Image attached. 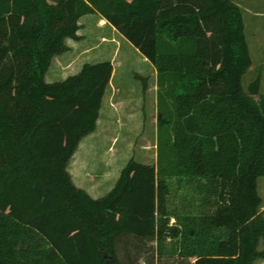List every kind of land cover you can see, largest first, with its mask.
Segmentation results:
<instances>
[{"label":"trees","instance_id":"1","mask_svg":"<svg viewBox=\"0 0 264 264\" xmlns=\"http://www.w3.org/2000/svg\"><path fill=\"white\" fill-rule=\"evenodd\" d=\"M87 15L156 72V163L129 159L100 199L67 167L113 67L45 81ZM251 66L232 0H0V264H132L147 242L155 264L264 261V95L260 76L243 88Z\"/></svg>","mask_w":264,"mask_h":264},{"label":"rangeland","instance_id":"2","mask_svg":"<svg viewBox=\"0 0 264 264\" xmlns=\"http://www.w3.org/2000/svg\"><path fill=\"white\" fill-rule=\"evenodd\" d=\"M232 1L242 10L244 34L252 61L251 68L243 76V88L246 90L260 76V94L264 95V0ZM79 25V39L66 41L69 51L54 59L48 70V79H45L46 82L61 81L75 74L85 63L108 61L113 67L97 128L93 135L82 140L85 150L80 155L84 164L79 172L109 178L131 158L154 165L158 119L154 68L98 16L81 19ZM75 167L78 172L79 166L75 164ZM257 190L264 202V177L258 179ZM181 191L184 190L172 183L170 206L179 204ZM173 223L171 220L170 224ZM142 245V249L130 251L129 261L132 264H155L152 259L154 243ZM263 246H260L261 250Z\"/></svg>","mask_w":264,"mask_h":264},{"label":"crops","instance_id":"3","mask_svg":"<svg viewBox=\"0 0 264 264\" xmlns=\"http://www.w3.org/2000/svg\"><path fill=\"white\" fill-rule=\"evenodd\" d=\"M237 4V3H235ZM238 5V4H237ZM239 6V5H238ZM240 7V6H239ZM89 16H92V15H87V16H84L82 17L81 19H84L86 17H89ZM95 16H98V15H95ZM99 17V16H98ZM102 22L104 21L105 25L109 26L112 30H114L116 33H118L113 27H111L110 25H108L106 23L105 20H103L101 17H99ZM80 19V20H81ZM79 20V21H80ZM80 26V25H79ZM119 34V33H118ZM120 35V34H119ZM77 36H78V32H77ZM121 36V35H120ZM122 37V36H121ZM123 38V37H122ZM124 39V38H123ZM70 40V39H68ZM125 40V39H124ZM67 41V40H66ZM65 41V43H66ZM73 41V40H72ZM126 41V40H125ZM67 45V44H66ZM68 48H70L68 45H67ZM69 51V50H68ZM67 53V52H66ZM66 53L62 54V55H65ZM62 55L60 56H56L52 59V62H54V59L55 58H59L61 57ZM51 62V64H52ZM98 63V62H97ZM90 64H94V63H90ZM84 65V64H83ZM82 65V66H83ZM81 66V67H82ZM81 69V68H80ZM80 69L75 73L77 74ZM74 75V74H72ZM48 71L45 75V79H48ZM71 76V75H69ZM68 77V76H67ZM65 79V78H64ZM63 79V80H64ZM62 81V80H61ZM53 82H59V81H53ZM53 82H47V83H53ZM104 100V99H103ZM101 111V110H100ZM99 115H100V112H99ZM99 119V118H98ZM97 123H98V120H97ZM94 133L86 136L85 138L93 135ZM84 140V138L82 139ZM82 140L80 141L75 153L73 154L70 162H69V165L67 167V171L68 173L70 174L71 176V179H72V182L73 184L83 190L84 192H86L88 194V196H90L92 199H100L104 196H106L111 190L112 188L114 187L118 177H119V174H120V171L122 170V168L126 165H124L122 168L118 169L117 172L115 173V175L111 176V177H107V176H102V177H92V176H88V173L87 174H81L79 171L82 170V167H81V164H84L82 163L81 161V155L80 153L82 152V150L84 151L85 150V145L82 144ZM80 150V151H79ZM156 160V159H155ZM79 166V170L77 172V168L75 167V164ZM156 163V162H155ZM85 172L87 171L86 169H83ZM262 201V208H261V211H264V202L263 200L261 199ZM263 250H264V246H263ZM256 264H264V261L263 260H258L256 262Z\"/></svg>","mask_w":264,"mask_h":264}]
</instances>
